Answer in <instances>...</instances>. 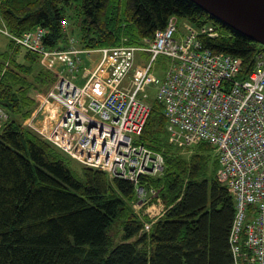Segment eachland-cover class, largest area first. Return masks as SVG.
Wrapping results in <instances>:
<instances>
[{"label": "trees", "instance_id": "16d2710c", "mask_svg": "<svg viewBox=\"0 0 264 264\" xmlns=\"http://www.w3.org/2000/svg\"><path fill=\"white\" fill-rule=\"evenodd\" d=\"M69 14L84 49L142 45L172 17L211 23L220 36L202 42L239 57L242 79L264 51L191 0H0V25L14 36L45 28L48 49L67 48ZM54 82L41 56L12 39L0 53V106L9 114L0 126V264H235L236 203L218 178L214 146L203 141L182 153L170 141L164 104L151 98L137 141L165 160L160 175L139 181L147 192L157 191L152 200L164 206L152 221L134 208L140 199L135 183L78 162L73 167L75 160L27 126L39 93ZM244 240L243 234L242 246Z\"/></svg>", "mask_w": 264, "mask_h": 264}, {"label": "built area", "instance_id": "2783aa9c", "mask_svg": "<svg viewBox=\"0 0 264 264\" xmlns=\"http://www.w3.org/2000/svg\"><path fill=\"white\" fill-rule=\"evenodd\" d=\"M2 31L41 55L43 66L56 76L28 126L82 165L135 183L141 204L149 193L139 185L141 177L160 175L165 166L162 154L137 141L151 114L148 89L154 85L171 135L188 147L206 141L215 148L218 178L236 203L230 237L235 264H264V51L242 79L239 57L202 42L220 36L211 23L195 26L172 17L142 45L95 50L77 48L74 39L65 50L48 49L42 27L21 36ZM94 52L101 60L84 68L82 56ZM137 52L149 54L146 66H135ZM161 56L169 59L164 78L153 72ZM8 118L0 107V126Z\"/></svg>", "mask_w": 264, "mask_h": 264}, {"label": "water", "instance_id": "95a60500", "mask_svg": "<svg viewBox=\"0 0 264 264\" xmlns=\"http://www.w3.org/2000/svg\"><path fill=\"white\" fill-rule=\"evenodd\" d=\"M215 19L264 45V0H191Z\"/></svg>", "mask_w": 264, "mask_h": 264}, {"label": "rangeland", "instance_id": "374dc122", "mask_svg": "<svg viewBox=\"0 0 264 264\" xmlns=\"http://www.w3.org/2000/svg\"><path fill=\"white\" fill-rule=\"evenodd\" d=\"M73 10H76L75 8ZM68 27V32L69 37H75L76 39L81 38V32L80 28L77 25V20L71 18V14L68 15L67 21H66ZM2 27V25H0ZM10 38L7 37L5 34L0 32V53L4 51H8L10 49ZM150 61V56L147 53L143 52H137L136 54V65H146ZM42 65V64H41ZM169 69V59L161 56L159 57L158 61L154 64L153 72L159 77V78H164L166 75L167 71ZM129 78H126L125 84L128 83ZM53 86V85H52ZM51 86V87H52ZM50 87V88H51ZM48 88L44 92H40V97L43 95V93H47V91L50 89ZM148 92L150 93L151 98L156 97V87L153 85L149 87ZM44 94V95H45ZM32 116V115H31ZM170 141L177 145L178 147H181L182 153H187L189 151V147L185 146L180 140H178L176 137H173L170 134ZM78 163L75 161L73 164V167H78L76 166ZM149 200L146 201V204H141L139 201L136 202L134 205L135 210L142 216V217H148L150 220H154L159 218L164 212V206L162 202L160 201H155L152 200V194H149ZM156 198V197H154ZM151 222V221H150ZM147 223L148 228H150L151 223Z\"/></svg>", "mask_w": 264, "mask_h": 264}, {"label": "crops", "instance_id": "0c3cea01", "mask_svg": "<svg viewBox=\"0 0 264 264\" xmlns=\"http://www.w3.org/2000/svg\"><path fill=\"white\" fill-rule=\"evenodd\" d=\"M77 48H82L81 47V42H80V39H79V42L78 44L76 45ZM144 53V52H143ZM148 54V53H147ZM149 55V54H148ZM159 59V58H158ZM157 59V61H158ZM82 60H83V67L84 68H89V69H92L94 68L98 62L101 60V55L99 52H94V53H91V54H85L82 56ZM147 65V64H146ZM146 65H136V61H135V66L136 67H139V66H146ZM81 75H83L82 71L80 72ZM129 78V77H128ZM85 81V78L84 77H80L78 79V82L79 83H83ZM45 94V93H43ZM40 97V94L38 95V98ZM40 104L38 103L37 104V107L39 106ZM30 119V118H29ZM28 119V121H29ZM27 121V122H28ZM160 217V216H159Z\"/></svg>", "mask_w": 264, "mask_h": 264}, {"label": "bare ground", "instance_id": "6f19581e", "mask_svg": "<svg viewBox=\"0 0 264 264\" xmlns=\"http://www.w3.org/2000/svg\"><path fill=\"white\" fill-rule=\"evenodd\" d=\"M9 33H10V32H9ZM11 35H12V34H11ZM13 36H14V35H13ZM9 38H11V37H9ZM11 39H12V38H11ZM12 40H13V39H12ZM13 41H14V40H13ZM14 42H15V41H14ZM30 118H31V117H30ZM57 119H58V118H57ZM57 119H56V120H57ZM84 131H85V130H84ZM90 134H91L92 136H94V135H95V131L90 132ZM53 145H54V144H53ZM54 146H55V145H54ZM56 147H57V146H56ZM59 149H60V148H59ZM65 153H66V152H65ZM66 154H67L68 156H70L69 153H66ZM70 157H71V156H70ZM71 158H72V157H71ZM72 159H73V158H72ZM73 160H75V159H73ZM75 161H76V160H75ZM129 181H130V180H129ZM149 194H152V193L149 192V193H148V196H149ZM154 197H156V196H153V195H152V198H154ZM147 198H148V200H149V197H147ZM148 200H147V201H148Z\"/></svg>", "mask_w": 264, "mask_h": 264}]
</instances>
